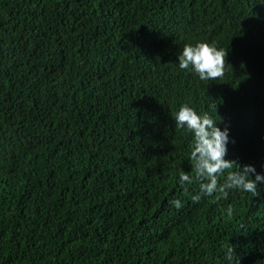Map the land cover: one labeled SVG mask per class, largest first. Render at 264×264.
Segmentation results:
<instances>
[{
	"label": "trees",
	"instance_id": "1",
	"mask_svg": "<svg viewBox=\"0 0 264 264\" xmlns=\"http://www.w3.org/2000/svg\"><path fill=\"white\" fill-rule=\"evenodd\" d=\"M182 104L229 130L218 184L261 171L264 0H0V264H264V186L194 202Z\"/></svg>",
	"mask_w": 264,
	"mask_h": 264
},
{
	"label": "clouds",
	"instance_id": "2",
	"mask_svg": "<svg viewBox=\"0 0 264 264\" xmlns=\"http://www.w3.org/2000/svg\"><path fill=\"white\" fill-rule=\"evenodd\" d=\"M225 57L224 49L217 48L215 44L198 41L186 44L180 50L177 64L180 69L190 70L202 81L217 80L224 74ZM171 116L175 128L191 134V167L202 179L199 192L192 196L194 202L198 201L201 195L213 196L215 200L226 199L231 190L255 196L258 183L264 186V163L260 165V172H257L253 165H242L239 171L227 173L223 183L218 184V176L232 166V161L225 159L229 142L228 128L222 130L209 115L198 113L188 105H180ZM178 182L184 184L191 183L192 180L181 172ZM172 203L176 208L181 206L179 200Z\"/></svg>",
	"mask_w": 264,
	"mask_h": 264
}]
</instances>
